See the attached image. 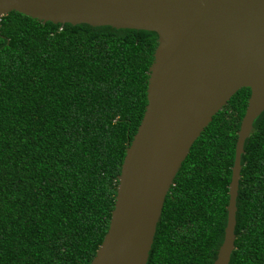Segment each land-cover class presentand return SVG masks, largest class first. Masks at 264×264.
Wrapping results in <instances>:
<instances>
[{
	"label": "trees",
	"instance_id": "1",
	"mask_svg": "<svg viewBox=\"0 0 264 264\" xmlns=\"http://www.w3.org/2000/svg\"><path fill=\"white\" fill-rule=\"evenodd\" d=\"M155 32L0 22V264H91L148 105ZM251 89L213 119L166 198L148 264H214ZM230 264H264V113L245 143Z\"/></svg>",
	"mask_w": 264,
	"mask_h": 264
},
{
	"label": "water",
	"instance_id": "2",
	"mask_svg": "<svg viewBox=\"0 0 264 264\" xmlns=\"http://www.w3.org/2000/svg\"><path fill=\"white\" fill-rule=\"evenodd\" d=\"M43 23L155 32L148 105L126 151L108 232L91 264H148L167 196L194 143L243 88L228 223L214 264L235 251L245 143L264 113V0H0Z\"/></svg>",
	"mask_w": 264,
	"mask_h": 264
}]
</instances>
